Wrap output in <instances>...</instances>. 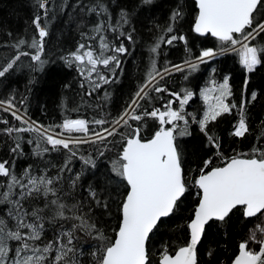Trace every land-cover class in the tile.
<instances>
[{
	"label": "snow or ice",
	"instance_id": "1",
	"mask_svg": "<svg viewBox=\"0 0 264 264\" xmlns=\"http://www.w3.org/2000/svg\"><path fill=\"white\" fill-rule=\"evenodd\" d=\"M29 7L23 33L0 42V264H264V118L252 113L264 101V74L252 87L264 73V0H171L160 15L158 0ZM58 25L57 42L73 40L53 59ZM137 48L140 75L113 111L108 88ZM229 53L239 87L216 67L195 83ZM57 62L77 88L62 85L60 121L45 125L8 82L26 71L31 91ZM197 89L202 106L189 110Z\"/></svg>",
	"mask_w": 264,
	"mask_h": 264
},
{
	"label": "trees",
	"instance_id": "2",
	"mask_svg": "<svg viewBox=\"0 0 264 264\" xmlns=\"http://www.w3.org/2000/svg\"><path fill=\"white\" fill-rule=\"evenodd\" d=\"M31 0H0V42L7 39L3 32L10 30L13 34H22L25 27V20L30 19L31 9L29 7ZM171 3V0H158V7L155 10L156 15H160L162 12H166V6ZM59 25L53 29V35L51 41L48 45V50L50 53H54L52 56L55 59L56 55H59L61 51H67L72 46L73 36L66 32L65 36L62 38L60 43L57 42V35L59 32ZM188 25H185V30ZM211 46V44H209ZM198 51V46L196 48ZM142 48H137L134 53L135 63L133 62V57H128L125 64V74L121 78L122 82L117 85H113L108 88V91L112 93V100L110 102V108L113 111L120 110L124 101L128 98L129 92L133 89L137 82V77L140 75L137 64L141 59ZM183 58V45H178L172 48L168 59L174 62H180ZM163 62V60H161ZM211 67L217 68L216 78L222 80L223 75L230 74L232 80L230 81L235 87H239L243 73L240 69L238 63V57L234 53H229L227 56L219 57L217 60L213 61L210 65H202L201 71L196 74L195 83L200 87L205 84ZM264 73L253 74L252 87L255 88L256 85L260 84L262 81L260 79L261 75ZM37 82L31 85V91H28L25 87L28 80L27 72H23L13 76L8 85L10 88L17 89V94H25L29 98V115L33 120H37L40 123L47 125L50 121L55 120L60 121V109L58 104L62 96V85L64 83H72L73 88L76 89L75 84L76 73L73 69H68L63 67L59 62L55 64H50L44 73H36ZM179 77V74H177ZM179 83V79L177 81ZM191 86V85H189ZM78 90V89H77ZM198 89L196 91V96L194 97V102H190L192 105L189 110L197 106H202V102L198 98ZM69 96L73 93L69 92ZM103 96V91L100 92ZM5 98L3 90H0V99ZM79 101V97H76ZM87 100V97H85ZM82 112L85 116H91V111ZM253 119L258 124L260 118H264V101L258 103L255 109L252 110ZM75 113H72L73 118H75ZM10 118V117H9ZM228 127V125H222L221 129ZM255 127V124L253 125ZM226 135V133H225ZM202 139V136L198 133V130L193 132L191 137H186L185 140L189 142V148L196 147ZM250 140L252 137L249 138ZM247 144V141L245 142ZM246 150V148H245ZM28 162L26 160H21L18 162V166L24 167ZM194 166V164H193ZM191 199V198H190ZM239 231V228L236 229ZM210 240L212 237L209 238ZM223 240V236L220 237ZM208 246V242L205 243ZM214 246V245H213ZM223 258V257H222Z\"/></svg>",
	"mask_w": 264,
	"mask_h": 264
},
{
	"label": "rangeland",
	"instance_id": "3",
	"mask_svg": "<svg viewBox=\"0 0 264 264\" xmlns=\"http://www.w3.org/2000/svg\"><path fill=\"white\" fill-rule=\"evenodd\" d=\"M209 75H210V72H209ZM209 75H208V77H209ZM208 77H207V79H208ZM204 85H202V87H203ZM198 98H199V93H198ZM200 100V99H199ZM202 102V101H201Z\"/></svg>",
	"mask_w": 264,
	"mask_h": 264
}]
</instances>
